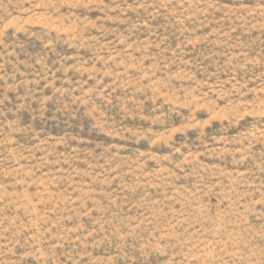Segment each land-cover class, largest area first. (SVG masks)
I'll use <instances>...</instances> for the list:
<instances>
[{
	"label": "rangeland",
	"instance_id": "374dc122",
	"mask_svg": "<svg viewBox=\"0 0 264 264\" xmlns=\"http://www.w3.org/2000/svg\"><path fill=\"white\" fill-rule=\"evenodd\" d=\"M0 264H264V0H0Z\"/></svg>",
	"mask_w": 264,
	"mask_h": 264
}]
</instances>
